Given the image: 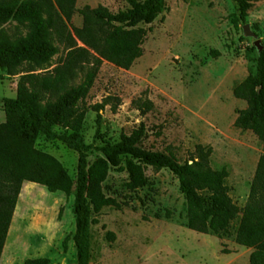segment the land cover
<instances>
[{
  "label": "rangeland",
  "instance_id": "rangeland-1",
  "mask_svg": "<svg viewBox=\"0 0 264 264\" xmlns=\"http://www.w3.org/2000/svg\"><path fill=\"white\" fill-rule=\"evenodd\" d=\"M41 1L37 15L0 23V44L5 39L28 46L41 24L51 19L48 27L59 52L44 67L24 66L27 71L40 74L65 62L68 45L59 40L54 24L72 37L75 49L90 52V61H84L78 72V82L89 71L95 73L80 103V133L86 143L95 147L115 144L122 135L129 136L144 125L143 146L173 154L182 163L196 157L200 147L210 148L211 167L228 169L230 196L243 209L264 146L252 131L235 126L238 112L247 103L234 96V87L255 73L259 55L255 40L244 36L246 25L264 48V0L254 3L245 22L240 20L235 0H166L163 15L150 25H140L146 31L143 56L129 70L107 60L96 61L98 56L79 40L87 24L86 9L101 6L117 14L130 9L127 0ZM20 76L9 75L0 67V124L6 121L4 101L16 98ZM145 101L153 108L142 114L138 103ZM35 147L56 158L76 178L75 152L42 135ZM99 157L93 150L90 163ZM145 174L149 185L131 193L126 188L125 168L110 170L105 193L116 198L121 208L105 207L99 214L92 210L87 264H250L254 250L236 241L241 215L221 239L191 231L178 179L166 169L147 167ZM74 199L73 194L52 193L43 186L24 183L4 247L5 259L13 257L15 264L24 259L77 264ZM51 225V232L42 235Z\"/></svg>",
  "mask_w": 264,
  "mask_h": 264
},
{
  "label": "trees",
  "instance_id": "trees-1",
  "mask_svg": "<svg viewBox=\"0 0 264 264\" xmlns=\"http://www.w3.org/2000/svg\"><path fill=\"white\" fill-rule=\"evenodd\" d=\"M130 9L112 14L105 7L86 9L85 29L79 40L95 55L96 61L107 60L116 67L129 70L143 56L146 31L140 25L154 23L166 10V0H127ZM240 20L245 22L255 2L235 0ZM41 0H0V23L23 21L37 15ZM43 22L36 39L28 46L13 45L5 39L0 44V67L9 75L20 76L17 95L4 101L6 121L0 124V262L8 232L24 183L47 188L50 192L74 195L73 214L76 230L73 242L77 264H87V237L91 212L99 214L105 207L121 208L116 198L105 193V182L111 169L125 168L129 192L145 188L149 179L147 167L166 169L179 181L186 202L187 228L199 234L227 236L241 215L236 230L239 245L253 249L250 264H264V155L257 167L246 206L240 209L230 196L226 180L227 168L211 167L212 150L200 147L196 157L184 163L173 154L148 150L143 146L144 125L131 135H122L119 142L102 147L88 145L80 133L83 115L80 103L87 96L95 73L89 71L78 82L83 62L92 55L76 45L70 35L55 26L59 40L68 45L65 62L52 71L35 74L24 66L44 67L59 52L53 44L49 24ZM3 38V37H2ZM94 58V57H93ZM234 96L247 103L238 112L235 126L252 131L264 146V50L259 53L255 73L234 87ZM142 114L152 110L150 101L138 103ZM49 142H60L78 156L76 178L53 156L36 149L40 136ZM101 154L92 164L89 154ZM125 166L123 167V160ZM24 264H50L48 259H27Z\"/></svg>",
  "mask_w": 264,
  "mask_h": 264
},
{
  "label": "water",
  "instance_id": "water-1",
  "mask_svg": "<svg viewBox=\"0 0 264 264\" xmlns=\"http://www.w3.org/2000/svg\"><path fill=\"white\" fill-rule=\"evenodd\" d=\"M244 36L246 38H252L255 40V47L258 49V52L261 53L264 48L260 45V41L258 40V36L251 30L249 25H246L244 27Z\"/></svg>",
  "mask_w": 264,
  "mask_h": 264
},
{
  "label": "crops",
  "instance_id": "crops-1",
  "mask_svg": "<svg viewBox=\"0 0 264 264\" xmlns=\"http://www.w3.org/2000/svg\"><path fill=\"white\" fill-rule=\"evenodd\" d=\"M51 229H52V225L50 227H45L44 228V233L42 235H48L49 232H51ZM26 261V259L22 260L20 264H24V262ZM15 264V261H14V258L11 257L10 259L6 257L5 259V254L2 255V258H1V262L0 264Z\"/></svg>",
  "mask_w": 264,
  "mask_h": 264
}]
</instances>
